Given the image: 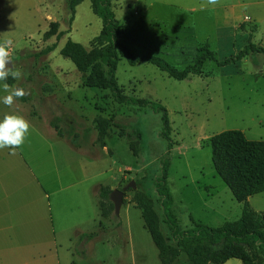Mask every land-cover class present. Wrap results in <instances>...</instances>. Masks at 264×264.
<instances>
[{
  "label": "rangeland",
  "instance_id": "rangeland-1",
  "mask_svg": "<svg viewBox=\"0 0 264 264\" xmlns=\"http://www.w3.org/2000/svg\"><path fill=\"white\" fill-rule=\"evenodd\" d=\"M204 4L205 0H121L113 2V10L125 27L121 40L131 50L161 57L178 70L193 65L197 49L206 44L218 60L237 55L249 44L264 48V0ZM102 26L90 0H84L74 16L66 0H0V31H5L0 43L12 41L13 64L23 73L13 85L27 92L18 100L29 104L31 113L50 120L65 142L80 151L65 145L68 154L60 150L58 157L63 154L67 163H80L90 176L99 173L98 181L111 191L133 181L136 185L126 192L120 215L110 211L101 221L98 248L94 243L76 245L70 264H134L135 258L137 264H162L135 195L153 198L162 232L173 247L156 189L165 160L170 162L168 186L181 230H190L193 221L220 227L241 218L243 204L214 168L211 138L239 130L252 141L264 139V54L250 53L239 64L238 74L223 72L209 61L202 76L182 82L146 63H119L117 79L124 95L159 102L167 109L173 145L169 150L161 135L162 114L117 104L109 90L87 87L89 74H80L60 55L69 39L91 50ZM53 45V52L41 55ZM97 117L110 122L105 137L100 136ZM34 255L27 253L25 259ZM173 264L190 262L181 253Z\"/></svg>",
  "mask_w": 264,
  "mask_h": 264
},
{
  "label": "trees",
  "instance_id": "trees-1",
  "mask_svg": "<svg viewBox=\"0 0 264 264\" xmlns=\"http://www.w3.org/2000/svg\"><path fill=\"white\" fill-rule=\"evenodd\" d=\"M121 0H90L94 15L102 22L100 35L95 39L91 50L82 44L68 40L60 51V55L70 60L77 71L86 78V86L99 90H109L113 100L120 105L135 106L140 112L149 110L162 114L164 123L162 137L168 141L169 150L173 148L171 141V124L167 109L159 102L138 99L124 95L117 79L119 63L126 60L130 66L146 63L155 66L176 81H185L191 76H202L203 67L209 62H216L223 72H240L239 64L250 53L264 54V48L254 44L236 54L218 60L215 53L206 44L197 49L195 63L184 70H178L165 59L157 56L138 54L131 50L122 40L125 27L116 18L113 2ZM84 0H66L67 6L74 16L76 9ZM62 33L57 35L60 39ZM53 45L43 50L46 55L56 49ZM235 67V68H234ZM13 85L14 81H7ZM100 136L105 137L110 128L109 120L97 117ZM60 134V133H59ZM212 160L219 177L231 190L234 199L243 204L242 215L238 221L225 222L220 227H211L193 221L190 230L183 231L174 214V198L168 186L169 160L162 163V176L157 180V193L162 198L165 223L172 232L176 247L170 245L162 232L160 218L155 210L153 198L146 193H137L135 202L142 211V218L153 243L155 244L162 264H173L181 253H184L190 264H225L237 259L242 264H264V214L255 211L249 204V198L264 193V141H252L244 132L229 130L211 138ZM136 153V146L131 145ZM112 191L100 186L98 190L101 216L105 218L115 207L110 200ZM98 232L84 235L93 240Z\"/></svg>",
  "mask_w": 264,
  "mask_h": 264
},
{
  "label": "crops",
  "instance_id": "crops-1",
  "mask_svg": "<svg viewBox=\"0 0 264 264\" xmlns=\"http://www.w3.org/2000/svg\"><path fill=\"white\" fill-rule=\"evenodd\" d=\"M0 32L2 37L5 31ZM28 106L20 100L12 107L0 102V120L16 113L30 122L21 147L0 149V264H70L76 245H100L99 233L93 240L84 235L101 226L97 190L106 185L98 181L99 173L90 176L80 163H67L63 154L58 157L60 150L68 154V145L80 151ZM59 160L66 163L61 166ZM249 204L264 214V193L249 198ZM27 253H35L30 261ZM225 264L242 262L231 259Z\"/></svg>",
  "mask_w": 264,
  "mask_h": 264
},
{
  "label": "clouds",
  "instance_id": "clouds-1",
  "mask_svg": "<svg viewBox=\"0 0 264 264\" xmlns=\"http://www.w3.org/2000/svg\"><path fill=\"white\" fill-rule=\"evenodd\" d=\"M220 0H205L202 5H218ZM11 40L0 43V92L4 95L0 97V102L5 106L12 107L14 103L27 95L24 88L10 85L7 81L9 77L13 80H20L23 76L21 70L15 68L9 51ZM30 122L22 115L16 113L5 114L0 120V149L21 147L29 134ZM13 154H15L13 152Z\"/></svg>",
  "mask_w": 264,
  "mask_h": 264
},
{
  "label": "water",
  "instance_id": "water-1",
  "mask_svg": "<svg viewBox=\"0 0 264 264\" xmlns=\"http://www.w3.org/2000/svg\"><path fill=\"white\" fill-rule=\"evenodd\" d=\"M12 60V58H11ZM13 62V61H12ZM136 185L135 182H131L128 186H126L123 190H113L111 195H110V200L112 201V203L114 204L115 207V215L119 216L121 213V209L124 203V197L126 192L129 189H135Z\"/></svg>",
  "mask_w": 264,
  "mask_h": 264
}]
</instances>
